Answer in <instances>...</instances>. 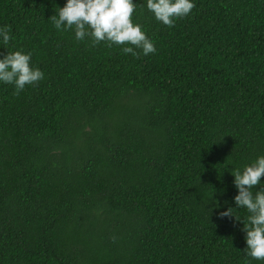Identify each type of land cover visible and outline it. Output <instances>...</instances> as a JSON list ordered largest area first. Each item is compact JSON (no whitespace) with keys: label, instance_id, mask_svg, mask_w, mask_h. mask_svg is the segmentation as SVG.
Returning <instances> with one entry per match:
<instances>
[{"label":"trees","instance_id":"16d2710c","mask_svg":"<svg viewBox=\"0 0 264 264\" xmlns=\"http://www.w3.org/2000/svg\"><path fill=\"white\" fill-rule=\"evenodd\" d=\"M66 2L0 0V59L44 73L0 82V264H264L231 174L264 155V0H193L171 28L133 0L138 56L58 31Z\"/></svg>","mask_w":264,"mask_h":264},{"label":"clouds","instance_id":"9594fccd","mask_svg":"<svg viewBox=\"0 0 264 264\" xmlns=\"http://www.w3.org/2000/svg\"><path fill=\"white\" fill-rule=\"evenodd\" d=\"M146 6L157 21L169 28L195 8L193 0H147ZM136 8L133 0H67L50 19L58 31L74 30L77 40L90 38L92 46L103 42L109 48L121 46L125 54L138 56V49L148 55L156 49L143 26L133 19ZM0 38L4 45L9 44L12 39L10 25L0 27ZM31 58L30 52L20 49L8 51L0 59V82L14 85L16 95L44 78V73L33 67ZM231 174L238 190L234 197L235 209L243 208L248 213L247 222L243 221L247 245L244 253L253 260L264 261V186L253 191L264 177V155L243 168L234 169ZM220 216H234L233 208L229 207Z\"/></svg>","mask_w":264,"mask_h":264}]
</instances>
